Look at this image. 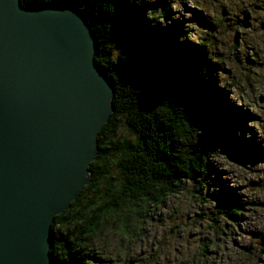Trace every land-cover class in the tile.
Returning <instances> with one entry per match:
<instances>
[{"label": "trees", "instance_id": "16d2710c", "mask_svg": "<svg viewBox=\"0 0 264 264\" xmlns=\"http://www.w3.org/2000/svg\"><path fill=\"white\" fill-rule=\"evenodd\" d=\"M22 2L29 7L69 2L84 13L97 38L96 61L116 90L115 113L99 134L98 160L90 166L91 183L52 225L51 253L57 264L120 263L110 256V261L94 255L93 258L84 250L96 246V233L115 216L125 229L127 241H134L136 223L149 218L165 200L179 194L184 180L199 185L196 193L204 201L207 197L217 199L219 215L233 223L240 222V206L229 199L230 188L221 184V191H211L206 196L202 192L212 190V182L217 181V170L211 169L207 161L214 150L223 146L242 158L251 151L248 146L252 147V140L236 136L229 124V119L239 120V111L229 104L222 88L226 84L219 81L225 59L222 53H216V60L220 61L216 62L207 51L214 50L218 41L214 31L222 22L214 26L209 23L208 33L200 37L190 27L187 33L185 20H174L172 5L163 1ZM232 48L240 50L241 43L232 44ZM233 54L229 51L228 57L239 63L243 77L232 76L235 81L230 84L246 86L253 93L256 87L264 89V78L253 81L255 71L240 66L241 60ZM261 67L264 70V64ZM123 117L129 134L119 136V119ZM246 117H241L244 123ZM248 129L244 124L243 132ZM255 152L259 155V149Z\"/></svg>", "mask_w": 264, "mask_h": 264}, {"label": "water", "instance_id": "95a60500", "mask_svg": "<svg viewBox=\"0 0 264 264\" xmlns=\"http://www.w3.org/2000/svg\"><path fill=\"white\" fill-rule=\"evenodd\" d=\"M65 2L0 0V264H57L52 225L91 183L116 93Z\"/></svg>", "mask_w": 264, "mask_h": 264}, {"label": "rangeland", "instance_id": "374dc122", "mask_svg": "<svg viewBox=\"0 0 264 264\" xmlns=\"http://www.w3.org/2000/svg\"><path fill=\"white\" fill-rule=\"evenodd\" d=\"M156 1L172 5V18L185 20L187 33H190V27L193 33L204 37L208 33L206 28L210 27L209 23L214 26L222 22L220 28L214 31L218 40L214 50L207 51L216 62H220L216 60V53H222L225 59L220 66L219 81L226 84L222 88L228 95L229 104L239 111V120H230L228 117L229 124L233 126L236 136L251 139L252 147L248 146L251 151L242 158L236 157L233 151L223 146L214 150L215 153L210 154L207 161L211 169L217 170L218 185L213 181L214 188L202 192L206 196L211 191H221L218 188L221 184L230 188L234 197L229 199L239 203L242 220L233 223L226 216L219 215L217 199L207 197L204 201L196 193L199 185L184 180L179 194L165 200L150 213L149 218L136 223L138 229L134 241H127L125 229L119 226L116 220L118 216H115L110 218L109 224L99 234L96 233V246L88 247L84 253L109 261L113 257L120 262L118 264H264V89L256 87L253 93L246 86L236 87L233 82L230 84V81H235L232 76H239V79L243 76L239 73V63L235 64L228 57L229 51L235 53L233 55L241 60L240 66L255 71L253 81L264 78L261 67L264 64V0ZM161 23L167 22L161 20ZM171 23L173 25L174 21ZM236 43H241L240 50L232 48V44ZM241 117H246L245 123ZM119 122V136L128 135L124 117ZM244 124L251 131L248 129L243 132ZM254 146L259 149V155L252 152ZM214 218L219 219V222H214Z\"/></svg>", "mask_w": 264, "mask_h": 264}, {"label": "bare ground", "instance_id": "6f19581e", "mask_svg": "<svg viewBox=\"0 0 264 264\" xmlns=\"http://www.w3.org/2000/svg\"><path fill=\"white\" fill-rule=\"evenodd\" d=\"M21 2H22V0H21ZM115 2V1H114ZM263 2V1H262ZM66 4H68V5H70V6H72L71 4H69V3H66ZM22 5L24 6V4H23V2H22ZM149 5V4H148ZM241 6V5H240ZM81 12V11H80ZM127 12V11H126ZM82 13V12H81ZM130 14V13H129ZM132 14V13H131ZM85 16V15H84ZM130 16V15H129ZM85 18H86V16H85ZM128 21V20H127ZM137 22V21H136ZM126 23V22H125ZM198 23V22H197ZM154 26V25H153ZM154 29V28H153ZM169 29V28H168ZM155 30V29H154ZM93 31V30H92ZM179 32V31H178ZM251 34V33H250ZM96 36V35H95ZM255 37V36H254ZM97 49H98V46H97ZM102 51V50H101ZM105 51V50H104ZM105 56V55H104ZM104 70V69H103ZM238 89V88H237ZM260 100V99H259ZM262 114V113H261ZM130 119V118H129ZM134 119V118H133ZM163 121H164V119H163ZM109 125V124H108ZM158 127H159V125H158ZM252 128V127H251ZM167 129V128H166ZM103 130V129H102ZM110 130V129H109ZM226 130V129H225ZM262 130V129H261ZM160 137V136H159ZM228 137V136H227ZM164 138V137H163ZM228 139H229V137H228ZM99 142V141H98ZM245 142V141H244ZM152 143V142H151ZM245 144V143H244ZM149 146V145H148ZM256 146H254V148H253V150H252V152L253 153H256L255 152V150H256ZM167 149V148H166ZM239 150V149H238ZM145 151V150H144ZM150 155V154H149ZM171 155V154H170ZM143 156V155H142ZM141 156V157H142ZM162 156V155H161ZM261 157V156H260ZM144 159V158H143ZM98 160V159H97ZM156 160V159H155ZM96 161V160H95ZM130 162H132V161H130ZM139 162V161H138ZM147 162V161H146ZM106 163V162H105ZM134 167V166H133ZM148 170H150V169H148ZM137 172V171H136ZM145 172V171H144ZM96 177V176H95ZM92 179V178H91ZM116 180V179H115ZM164 180V179H163ZM156 181V180H155ZM127 182V181H126ZM145 186V185H144ZM153 186V185H152ZM91 188V187H90ZM148 190V189H147ZM146 190V191H147ZM116 198V197H115ZM141 200V199H140ZM75 201V200H74ZM81 204V203H80ZM111 210V209H110ZM89 213V212H88ZM109 213V212H108ZM130 214V213H129ZM95 219V218H94ZM237 219V218H236ZM95 220H97V219H95ZM94 220V221H95ZM84 236V235H83ZM51 251V250H50ZM58 251V250H57ZM101 253V252H100ZM55 259V258H54ZM96 262V261H95ZM91 263V262H90Z\"/></svg>", "mask_w": 264, "mask_h": 264}]
</instances>
